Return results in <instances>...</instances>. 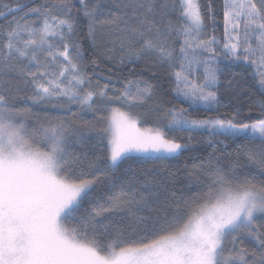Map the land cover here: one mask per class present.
Segmentation results:
<instances>
[{
	"label": "snow or ice",
	"instance_id": "6c2138e0",
	"mask_svg": "<svg viewBox=\"0 0 264 264\" xmlns=\"http://www.w3.org/2000/svg\"><path fill=\"white\" fill-rule=\"evenodd\" d=\"M222 10L223 40L211 0H0V264H264V0ZM222 60L256 69L224 81L247 112L196 118L223 107ZM142 62L149 79L87 71ZM158 74L187 107H164ZM204 131L177 190L164 162ZM92 138L94 158L70 151Z\"/></svg>",
	"mask_w": 264,
	"mask_h": 264
},
{
	"label": "trees",
	"instance_id": "16d2710c",
	"mask_svg": "<svg viewBox=\"0 0 264 264\" xmlns=\"http://www.w3.org/2000/svg\"><path fill=\"white\" fill-rule=\"evenodd\" d=\"M202 4L207 5L209 3V0H201ZM4 3H7L10 7H14L16 4V0H4ZM212 5L218 9L217 13V21H218V28L216 35L218 38L223 40V10H222V4L223 0H211ZM81 42L83 43V46L85 49L90 50V41H87L84 38V34L81 33ZM87 55V53H86ZM221 66L225 67L224 75L221 77V87H220V100L223 107H220L218 109H211L208 110L201 106L198 111L192 112V116L196 118H205V117H211L216 118L217 116H220L221 118H227L225 114L230 113L234 111L236 107H241L242 112H247V106L250 104L251 100L250 98L244 94V91L240 88H237L235 92L225 94V88H224V81L231 78L233 74H236V79L241 81H246L244 84V89H247L249 87H252L255 84V81L252 79V74L256 71L254 68H249L247 72H243L240 67L236 65H229L227 61L222 60ZM132 65H126L124 66L123 70L117 69L112 64L108 63H102L99 67L94 68L89 63L87 71L88 72H97L101 74V83H104V77L110 76L113 81L116 80H123L125 78H140V79H149L151 76L150 71H146L145 63H140L137 66V74L134 76H129L128 69L131 68ZM112 69L111 72H109V69ZM140 73H143V75H140ZM151 83H153L157 88V95L160 100V102L164 105V107H187V104L183 103L182 101H177L175 98V94L172 91L173 85L168 81L166 76L158 74L155 78L150 80ZM120 85L117 84V87ZM239 93L237 96L236 94ZM76 110L75 107L73 109ZM256 113H253V116H255ZM84 119L90 120L92 119V114L87 113L84 115ZM240 123H250V120H241ZM185 137L184 142H187V134L183 133L181 134ZM207 132L204 131L201 134H196L195 139L191 142L188 149L184 150L182 154L178 158L169 159L164 162V164L167 166V168L173 172L177 173V180L176 188L179 190L183 185L187 184L186 180V174L184 172V166L185 164L188 165L189 168L192 167L194 164H198L201 162V160L207 156L208 152L212 151L211 147H206L207 144ZM96 141L94 138L89 140V142L81 147L80 145H75L70 151H72L74 154L82 155L85 152L87 153L89 159H92L95 157V155L99 154L100 152V146L97 145L95 148L92 147L93 144H95ZM242 143V141H232L228 140L226 141L227 147L225 148V144H219L216 142V146L221 149H225V155L227 153H234L239 146V144ZM128 163L132 164V167H138L134 161L132 162H126L125 164L121 165V170L128 166ZM144 167H149L148 165H145ZM116 175H120V172H117ZM109 177L103 178V181L101 184H98L95 186L96 190H103L104 185L107 184ZM87 206V205H86Z\"/></svg>",
	"mask_w": 264,
	"mask_h": 264
}]
</instances>
